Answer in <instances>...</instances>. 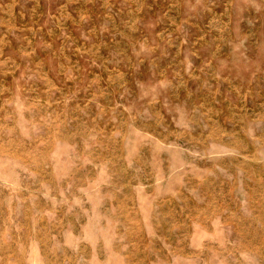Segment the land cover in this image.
Here are the masks:
<instances>
[{
    "label": "rangeland",
    "instance_id": "obj_1",
    "mask_svg": "<svg viewBox=\"0 0 264 264\" xmlns=\"http://www.w3.org/2000/svg\"><path fill=\"white\" fill-rule=\"evenodd\" d=\"M0 264H264V0H0Z\"/></svg>",
    "mask_w": 264,
    "mask_h": 264
}]
</instances>
